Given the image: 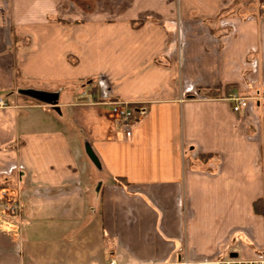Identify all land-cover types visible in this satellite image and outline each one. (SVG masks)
<instances>
[{
	"label": "crops",
	"instance_id": "1",
	"mask_svg": "<svg viewBox=\"0 0 264 264\" xmlns=\"http://www.w3.org/2000/svg\"><path fill=\"white\" fill-rule=\"evenodd\" d=\"M0 100V264L264 260V0H0Z\"/></svg>",
	"mask_w": 264,
	"mask_h": 264
},
{
	"label": "built area",
	"instance_id": "2",
	"mask_svg": "<svg viewBox=\"0 0 264 264\" xmlns=\"http://www.w3.org/2000/svg\"><path fill=\"white\" fill-rule=\"evenodd\" d=\"M85 95L86 94H83V96ZM229 99L233 102L232 108L234 112H239L248 106L247 100L239 96L238 94L230 95ZM0 106H5L2 100H0ZM139 112H144V110L138 109L134 106L125 103L115 102L113 103L111 114L114 116L117 122H119L123 126H127L131 121H133L137 117V114ZM8 206H10L12 210H15V207H12L11 204ZM224 264H264V260L263 259H255V260L230 259L226 261Z\"/></svg>",
	"mask_w": 264,
	"mask_h": 264
},
{
	"label": "water",
	"instance_id": "3",
	"mask_svg": "<svg viewBox=\"0 0 264 264\" xmlns=\"http://www.w3.org/2000/svg\"><path fill=\"white\" fill-rule=\"evenodd\" d=\"M20 93L36 101L45 102L49 104L57 103V95L51 93H45L36 90H21Z\"/></svg>",
	"mask_w": 264,
	"mask_h": 264
},
{
	"label": "rangeland",
	"instance_id": "4",
	"mask_svg": "<svg viewBox=\"0 0 264 264\" xmlns=\"http://www.w3.org/2000/svg\"><path fill=\"white\" fill-rule=\"evenodd\" d=\"M83 92V89H80V93H82ZM23 96H25V95H23ZM26 98H30V97H27V96H25ZM34 100V99H33ZM7 202V201H6ZM6 202H3L2 204H11V206L12 207H15V210L14 211H20V207L16 204V203H14V202H11V203H6ZM10 209V210H9ZM11 211H13L12 209H11V207L10 206H7V208H5V212L7 213V214H9V213H11Z\"/></svg>",
	"mask_w": 264,
	"mask_h": 264
},
{
	"label": "trees",
	"instance_id": "5",
	"mask_svg": "<svg viewBox=\"0 0 264 264\" xmlns=\"http://www.w3.org/2000/svg\"><path fill=\"white\" fill-rule=\"evenodd\" d=\"M205 94L208 95V96H212L213 95L212 92H210V91H206ZM116 181L118 183H121L122 182V180L119 179V178H117ZM260 208H261L260 205L258 203H255V211H257V212L261 211Z\"/></svg>",
	"mask_w": 264,
	"mask_h": 264
}]
</instances>
